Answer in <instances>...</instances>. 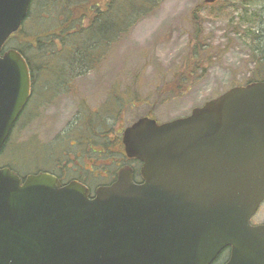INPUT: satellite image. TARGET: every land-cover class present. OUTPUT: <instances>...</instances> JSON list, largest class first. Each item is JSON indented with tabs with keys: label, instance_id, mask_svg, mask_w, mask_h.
I'll use <instances>...</instances> for the list:
<instances>
[{
	"label": "water",
	"instance_id": "1",
	"mask_svg": "<svg viewBox=\"0 0 264 264\" xmlns=\"http://www.w3.org/2000/svg\"><path fill=\"white\" fill-rule=\"evenodd\" d=\"M218 0H206L213 4ZM33 0H0V154L32 95L29 64L8 40ZM143 163L90 198L50 173L25 178L0 167V264H264V81L235 87L159 124L124 132Z\"/></svg>",
	"mask_w": 264,
	"mask_h": 264
},
{
	"label": "rangeland",
	"instance_id": "2",
	"mask_svg": "<svg viewBox=\"0 0 264 264\" xmlns=\"http://www.w3.org/2000/svg\"><path fill=\"white\" fill-rule=\"evenodd\" d=\"M205 1L164 0L130 29L106 62L98 69L78 76L69 92L63 86L57 87L46 103L45 94L39 93L38 88L35 102L20 117L0 155V167L10 165L22 177L47 168L50 169L47 172H57L56 164L63 162L66 153L73 151L67 144H62L67 142L62 137L63 132L70 130L72 124L85 115L83 103L92 111L104 106L115 82L139 85L141 97L146 102V105L140 104L134 110L126 111L124 121L115 126L117 129L126 128L151 109L161 123L185 118L195 108L232 88L246 86L256 66L252 48L264 47V10L261 11L264 0H221L216 4ZM197 9L207 45L202 53V64L197 73L186 76L193 83L183 93L174 94L172 89H169L172 93H160L163 83L169 84L175 74L188 68L189 43L195 35L192 16ZM38 11L37 7L33 9L32 18L28 17L22 26V38L19 36L9 42L7 48L20 46L23 37L39 32L40 27L54 26L58 18L55 14H47L45 10L40 18L41 10ZM252 28L261 30L256 36L247 34ZM57 79L46 76L41 82L54 83ZM40 101L44 102L42 106ZM226 260L227 255H223L214 264H224Z\"/></svg>",
	"mask_w": 264,
	"mask_h": 264
},
{
	"label": "trees",
	"instance_id": "3",
	"mask_svg": "<svg viewBox=\"0 0 264 264\" xmlns=\"http://www.w3.org/2000/svg\"><path fill=\"white\" fill-rule=\"evenodd\" d=\"M219 1L221 0L217 2ZM163 2L164 0H35L29 13L30 19L33 15V9L36 7L39 11L41 10V13L38 11L40 18L43 17L42 12L45 10L47 14H55L58 18L55 19L53 27H40L39 32L23 37L20 46L12 47L24 55L32 74L34 95L26 112L36 100L38 88H40L39 93L42 92L43 96L45 94L46 99L44 100L47 103L48 96L56 92L57 87L63 86L65 91L69 92L71 85L78 76L91 69H98L108 60L109 54L123 40L130 29L143 16L157 9ZM262 8L261 11L264 10L263 6ZM198 9L193 12L192 16L195 35L189 43L188 68H183L178 74H175L171 84L164 85L163 83V88H159L160 93L162 91L167 93L173 91L174 94L183 93V90L193 83L186 76H193L202 64V53L205 52L207 45L204 43ZM260 20H263V16L260 17ZM23 30L24 28L13 35L9 42L17 39ZM260 30L252 28V30H248L247 34L253 33L252 36H256ZM252 49V60L256 66L251 71L248 84L264 81V47H253ZM46 76L50 77L51 80L53 78L58 79L54 83L41 82ZM134 87L135 85H127L126 82L113 84L110 99L104 105V108L109 111L108 115H111L112 118H118L122 111H126L139 100L140 95ZM40 104L42 106L44 102L40 101ZM91 114L93 116L79 118L81 120L72 124L70 130L63 132L62 137L67 142L62 144H67L68 147V140L75 136L77 131L81 132H78V138L80 135L82 138L87 136L86 118H96L97 122L101 123L100 118L104 115L101 109L91 110V113L87 112V115ZM75 137L77 138V136ZM47 156L51 161L53 160L51 154ZM8 167L14 171L13 167L10 165ZM55 169L58 170V164H56ZM48 170L50 169L47 168L42 171L47 172Z\"/></svg>",
	"mask_w": 264,
	"mask_h": 264
},
{
	"label": "flooded vegetation",
	"instance_id": "4",
	"mask_svg": "<svg viewBox=\"0 0 264 264\" xmlns=\"http://www.w3.org/2000/svg\"><path fill=\"white\" fill-rule=\"evenodd\" d=\"M169 84H171V82ZM72 86H75L74 83ZM138 86L139 85H135L134 88L138 90L137 93H139L140 98L137 102L132 104V107L127 108L126 111L134 110L140 104L146 105V102L141 97ZM111 90L112 87L108 91L109 99L111 96ZM33 95L32 79V95L30 102L32 101ZM156 104L157 101L153 106H156ZM83 106L85 107L84 116H93L92 114L87 115V112L91 113V110L87 109L88 106L85 103H83ZM104 107L105 106L98 108L101 109L104 114L100 118L101 123L99 124L96 118H86V124L88 127L87 136L82 138V135H80L77 139L75 137H78L79 131H77L76 135L68 140V145L73 151L66 153L65 160L58 163L57 172H47L56 176L63 186L68 185L71 182H79L85 185L90 191L91 199L95 197L96 191L99 188L110 186L117 182L120 171L126 168H131L133 170L134 181L136 183H142L140 172L143 167V163L136 158H130L128 156L124 144V132L127 128L144 117L156 119L158 123L161 124V122L156 118L153 109H151V111L144 115V117L138 118L126 128L119 127L117 129L115 126L124 121L123 118L126 111H122L118 118H112L111 115H108L109 111ZM251 224L253 226L264 225V202L260 205L256 214L253 216ZM223 255H227V260L224 263L227 264L230 258V249H226L219 259Z\"/></svg>",
	"mask_w": 264,
	"mask_h": 264
}]
</instances>
